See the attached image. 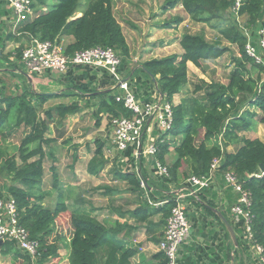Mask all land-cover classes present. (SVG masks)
I'll list each match as a JSON object with an SVG mask.
<instances>
[{
	"label": "trees",
	"instance_id": "1",
	"mask_svg": "<svg viewBox=\"0 0 264 264\" xmlns=\"http://www.w3.org/2000/svg\"><path fill=\"white\" fill-rule=\"evenodd\" d=\"M117 1L124 0H86L84 9L80 10L82 15L77 16L82 0H32L37 14L21 22L10 36H20L18 40L24 42L34 37L57 44L65 37L72 36L73 40L63 45L68 55L97 46L113 47L122 56L121 69L126 68L132 76V70L127 68L130 47L122 25L114 14ZM263 1L244 0L239 11L241 16L247 18L245 26L255 32L264 15ZM234 3L235 0H167L166 10L182 4L194 22L217 28L220 36L210 41L204 33L186 32L180 38L181 54L146 60L138 69L149 78L150 74L154 75L159 92L173 103L174 127L164 134V141L159 142L156 155L159 161L166 164L165 156L170 152L169 148L174 147V160L167 164L169 182L180 187L183 180L191 175L206 176L214 159L221 158L219 171H234L243 186L252 193L253 232L256 242L264 246V174L259 170V165L264 163V141L241 135L259 123L264 124V65L256 63L247 55V36L233 11ZM182 21V17H174L164 26L172 27ZM224 39L236 44L241 54L234 58L236 66L228 73V81L209 82L201 79L181 102L175 103V95L181 93L190 81L188 62L205 72L208 61L217 60L230 51L231 47L224 43ZM24 48L23 43L18 47L20 58ZM73 90L61 95H71L74 98L71 102L49 108H45V104L60 95L28 90L23 94L5 92L0 99V173L6 180L4 186L0 185V197L13 196L16 199L20 222L29 229L32 238L40 241V254L36 262L12 240L3 241L0 254L11 256L14 264H58L61 257L58 235L54 237V234L56 228L69 217L74 228L69 242L70 264H99V257L103 258L102 264H132L131 258L137 252L136 248L118 238V229H109L85 209H71L63 191L57 196L54 207L43 204L49 194L42 190L47 156L45 145L58 140V136L48 137L51 125L64 126L67 117L86 108H93L95 125L99 128L104 117L111 123L113 117L131 115L123 103L116 101V94L110 96V101L105 97L113 89L99 91L86 81L76 85ZM12 136L19 139L13 153L4 149V143ZM179 136L180 142L176 143ZM105 140L96 141L95 156L88 164L91 174H99L106 162L103 152ZM231 146L236 149L231 151ZM140 160V163L144 162L142 158ZM51 170L53 190H56V167L52 166ZM119 176L128 182L132 192L143 198L145 190L136 172L127 171ZM141 177L145 180L149 194L146 171L142 168ZM149 196L150 200L158 199L152 191ZM173 204L172 198L162 209L164 217L169 216ZM142 205V208L133 211L140 220L141 214H153L149 199H144ZM238 243V247L248 253L240 238ZM155 259L158 264H169L162 251L156 253Z\"/></svg>",
	"mask_w": 264,
	"mask_h": 264
},
{
	"label": "crops",
	"instance_id": "2",
	"mask_svg": "<svg viewBox=\"0 0 264 264\" xmlns=\"http://www.w3.org/2000/svg\"><path fill=\"white\" fill-rule=\"evenodd\" d=\"M166 3L167 0H124L117 1L114 4V14L122 25L127 43L130 47L129 61L135 64L132 77L127 75V78L130 77L132 89L139 97H142V99H150L154 95L155 83L144 73L138 72L137 70L136 72L134 71L141 67L142 62L160 56V54H158L155 57H149L150 52H152L151 47L154 45L152 43L164 41V43H160L159 45L155 43V46H157L156 51L165 54L162 56L173 53L181 54L183 49L180 45V38L183 34L179 36L174 34L176 29L173 27L180 26L187 21L194 22L185 11L182 4H178L174 8L166 10ZM83 7L84 6H81V10ZM177 9L179 13H177ZM37 12L38 11L35 9V14H37ZM80 15H82V12L79 9L77 16ZM178 16L183 18L182 22L174 24L172 27L164 26L165 22ZM13 17L14 14L12 9L4 0H0L1 94L8 91L17 93L29 90L33 93L45 92L60 95L57 98L49 100H54L52 105L48 106L49 101L45 104L44 107L46 108L47 106V108H49L59 103L71 102L72 100L65 101V99L73 98L71 95H61L73 92L76 85L86 81L97 87L99 91L113 89L116 90L114 94L122 92L119 89L112 88V80L108 72L90 66H71L63 73L45 71L41 74H29L22 63V58L19 56L18 47H20L22 43L26 46L30 41H19L18 39L20 36H10L11 31L14 33L15 29L18 27L15 28ZM156 35H160L161 37L155 40ZM72 40V36H67L60 44L62 46L67 45ZM136 42L139 43L138 48L134 45ZM141 42L146 43L142 48ZM156 51H154V53ZM129 66H127V68L131 70ZM188 67L190 71L194 70L196 66L189 61ZM124 73L128 74L126 68L124 69ZM134 73L136 75H134ZM8 80H10V82ZM4 81H8V88ZM187 86L181 93L175 95V103L181 102L183 97L192 91L191 88L187 89ZM83 102L84 101H82V103ZM88 109L89 108H86L82 112ZM90 110L92 111L93 108ZM80 113L67 117L65 123L72 118L78 120ZM258 125L264 124L259 123ZM62 127L64 129L66 128L65 125H51V130L48 134V137L58 136V140L50 145H45L47 156L44 161L45 179L43 181L42 190L49 193V196H54L55 189L50 190L48 187H44V185L48 178L52 181L54 180L51 168L55 166L58 174L57 185L59 193L63 191L65 201L71 209H85L92 216H95L99 221L104 223L109 229H118V238L129 244L128 246L136 248L137 250L136 254L131 258L132 264H158L155 255L160 252L158 243L164 235L167 219L162 212L167 202L160 201H164L163 199H172L175 193H177L176 191L183 187L186 180H183L182 186L175 187V184L169 182L168 178L159 177L155 174V159H146L142 157L144 162L141 163L140 167L146 171L148 190H150L148 195L144 192L142 198L139 194L132 192L126 180L118 178L120 174L133 170V166L139 165L132 155V149L116 151L112 145H109L111 142L109 138H106L107 141L102 137L97 138L106 141V146L103 150L104 155L106 151L107 153L113 151L111 159L115 158L116 163H108L104 172L101 173L102 170L100 171V176L99 174H91L88 171V164L95 156L97 139H90L92 140V144H95V147L88 146L87 144L75 147L78 151H71L72 157H70L69 160L67 159L66 162L65 155L61 154L62 152L58 150L63 149V151L67 152L69 148V145L66 144V142H68V128L66 131L60 130ZM251 132L252 131L244 132V135L248 138H259L263 140L260 135H250ZM59 133H61V136H59ZM241 135L243 134L241 133ZM87 138L92 137L88 136ZM180 139L181 136L177 137L176 143H179ZM18 143V137L12 136L4 143L6 146H4V149H8L7 152H11L13 149L15 150ZM230 149L234 151L236 148L231 146ZM169 150L170 152L165 156L166 165L174 160V147L171 146ZM83 160H86V162ZM83 163H86V165L83 166ZM100 178L101 180H99ZM102 188L106 189L105 193H102ZM151 191L156 194L157 200H150L151 197L149 195ZM186 193L189 192L186 190ZM48 195H46L43 201L44 205L47 204L46 199L49 197ZM57 196L58 194L55 198L56 202L58 199ZM144 199L145 201L149 199V203L153 201L154 203L159 202V204L154 205L150 203L152 206L150 209L153 214L147 213L144 214L145 216L141 214L140 220L139 215L135 216L133 211L140 207L142 208V201ZM102 200L106 202L105 212L107 214V219L105 220H102L99 212L101 209L98 207L101 205L100 202ZM236 200L237 193L226 185L223 173L220 171L218 172L216 180L212 182L210 187L198 193L197 196H187V213L191 223V231L188 240L180 249L179 264L254 263L249 247L243 238L241 223L235 220L230 210L231 205L234 204ZM50 207H52V205H50ZM209 207L219 210L229 220L236 232L238 240L240 238L245 243L244 246L247 248L248 253L243 251L241 247L239 248L236 246L224 221ZM73 233L74 228L71 226L70 217L64 221L63 225L56 228L54 237L58 235L59 255L61 257L59 264H70L69 242ZM65 235H67V237L64 240ZM238 245L240 244L238 243ZM232 256L235 259V263L232 262ZM99 260V264H102L103 258L99 257ZM0 264H14V261L11 256L0 254Z\"/></svg>",
	"mask_w": 264,
	"mask_h": 264
},
{
	"label": "built area",
	"instance_id": "3",
	"mask_svg": "<svg viewBox=\"0 0 264 264\" xmlns=\"http://www.w3.org/2000/svg\"><path fill=\"white\" fill-rule=\"evenodd\" d=\"M4 1L13 11L15 28L21 22L36 15L32 0ZM243 2L244 0H235L233 11L247 36L246 52L256 63L264 65V15L256 32L241 24L239 11ZM22 63L31 75L45 71L63 73L71 66H90L108 72L112 80V88L122 91L116 94V101L123 103L131 113L111 119L113 148L116 151L132 149V155L136 160L142 157L155 159V174L169 178L168 166L159 161L156 155L159 142L164 141V134L169 133L174 127L173 103L164 98L156 84L154 95L150 99H141L131 87L132 76L127 78V74L121 69L122 56L113 47L97 46L68 55L61 44L33 37L23 50ZM112 152L110 151V156ZM220 164L221 158L214 159L208 175H191L186 179L183 187L176 191L173 197L174 204L167 217L164 236L158 243L160 251L166 255L169 264H179L180 249L190 236L191 223L187 213V196H197L210 187L217 178ZM130 171L139 175L141 186L148 195L145 180L141 177V167ZM223 177L226 185L237 193V200L231 205L230 210L235 220L241 223L243 238L249 247L253 264H264V246L256 242L253 232L252 193L243 186L234 171L224 172ZM186 190L189 193H186ZM150 203L159 204L153 201ZM20 221L16 199L13 196L0 197V240H12L24 254L36 262L40 254V241L32 238L29 229Z\"/></svg>",
	"mask_w": 264,
	"mask_h": 264
},
{
	"label": "rangeland",
	"instance_id": "4",
	"mask_svg": "<svg viewBox=\"0 0 264 264\" xmlns=\"http://www.w3.org/2000/svg\"><path fill=\"white\" fill-rule=\"evenodd\" d=\"M85 5H86V0H82V6L85 7ZM84 7H83V9H84ZM80 10H81V7H80ZM177 13H179L178 9H177ZM246 20H247L246 16H241L240 19H239L240 23L244 24V25L247 23ZM173 28L176 29L174 34H177V36L182 35V34H184L186 32L204 33L206 35L207 39L210 40V41L216 40L220 36V33H219L217 28H213L211 25L205 24V23H199V22L194 23V22H191V21H187L185 23H182L180 26L179 25L177 27L174 26ZM158 37H161V36L160 35H156L155 36V40ZM155 43L157 45H159L160 43H164V41H162V42H153L152 43L154 45H153V47H151V51L152 52H150L149 57H155L158 54H160L159 58H161V56L165 55V54L164 53H160L159 51H156V47L157 46H155L156 45ZM224 43L231 47L230 51L227 52L225 55H223L222 57H220L217 60L208 61L206 66H205L206 67V71L205 72H203L202 70H200V69H198L196 67L194 68V70H190L189 71L190 72L189 73V80H190L189 82H190V84L187 86V89L191 88L193 90L195 85L200 83L201 79H205L206 81H209V82L211 80H216V81H220V82H223V83H226L228 81V78H227L228 73L231 71V69H234L235 66H236L235 65L236 61H235L234 58L235 57H240L241 54H240V51H239V47L236 44H230V42H228L225 39H224ZM145 44H146L145 42H141V48ZM134 45H135L136 48H138L139 43L136 42V43H134ZM154 51H156V52L154 53ZM162 57H164V56H162ZM127 64L130 65L129 67L133 71V69L135 68V64L131 63L130 61ZM248 67H249V63H248ZM136 70L138 72H141V71H139V69H135V72H136ZM127 75L129 76V73ZM134 75H136V74L134 73ZM254 76H256V74ZM8 81L10 82V80H8ZM8 81H6V82L4 81L6 83V85H7V88L9 87ZM8 92L9 93H15L13 91L12 92L8 91ZM24 92L25 91H23L21 94H23ZM115 92H116V90H111L110 92H107L108 94L105 97L110 101V96L114 95ZM17 93H19V92H17ZM73 99L74 98H71V99L69 98V99H65V101H71ZM141 99H142V97H141ZM53 101L54 100L49 101L48 102L49 103L48 106L52 105L54 103ZM46 108H47V106H46ZM95 122H96V117L94 116L92 111L90 109H88L87 111L81 112L79 114L78 120H76L75 118L67 120V122L65 123V127H66L65 129L63 127L60 128V130H65V131L68 128L67 132L69 133L68 136H67V141L68 142H66V144L69 145V148L67 149V152L63 151V149L62 150L58 149L59 151L62 152L61 154L65 155L66 162H67V159L69 160V158L72 157L71 151H74V150L77 149L75 147H77V146L80 147L81 145H84V144H87L88 146L95 147V144H92V142H91L92 140H90V139H93V138L97 139L99 137H102L104 139H106V138L108 139L109 138V141H111L109 145L110 146L112 145V139L110 138L111 135H112V126L110 124V120L107 119V117H104L100 128L95 125ZM250 131H252L250 133V135H253V136L260 135L262 137L263 141H264V125H258L257 124ZM242 134L244 135V132H242ZM88 136L92 137V138H87ZM16 140H17V138H16ZM58 147H61V146H58ZM13 151H14V149L11 152L13 153ZM76 151H78V150H76ZM109 153H107V151H106V154L104 155V160L106 162L102 166L103 168H102L101 173L104 172V170L106 168V165L108 163H111V162H113L114 164L116 163L115 158L111 159V156L109 155ZM106 155H107V157H106ZM144 158H146V157H144ZM1 161L2 160L0 158V168H1ZM83 161L86 162V160H83ZM71 162H72V160H71ZM137 163H139V165L133 166L134 170L136 168H140V165H141L140 159L137 160ZM85 165H86V163H83V166H85ZM100 174H99V176H100ZM46 179H47V177H46ZM99 180H101V178ZM5 183H6V180L3 179V177L1 176V173H0V185L4 186ZM44 187H48L50 190H52L54 188L53 181L50 178H48L47 181H46V184L44 185ZM99 187H102V186H99ZM99 187H97V188L100 189ZM101 190H102V193L106 192L105 188H102ZM57 194L59 195V190L58 189L55 190L54 196H51V195L49 196L48 195L49 197L46 199V203H47L46 206L47 205L49 207H50V205H52V207L55 206V204H56L55 203L56 202L55 198H56ZM105 203L106 202L104 200H102L100 202L101 205L98 206L101 209V211H99V212H100L102 220L107 219V214L105 212V210H106ZM61 237H63V236H61ZM66 237H67V235L64 236V240H65Z\"/></svg>",
	"mask_w": 264,
	"mask_h": 264
},
{
	"label": "water",
	"instance_id": "5",
	"mask_svg": "<svg viewBox=\"0 0 264 264\" xmlns=\"http://www.w3.org/2000/svg\"><path fill=\"white\" fill-rule=\"evenodd\" d=\"M150 76L153 79L154 83L157 84V78L154 75H152V74H150ZM259 170L264 174V163H261L259 165ZM212 210L214 212H216L218 214V216L224 221V223H225V225H226V227H227V229H228L233 241L236 243V246H238V239H237L236 232L233 229V227H232L231 223L229 222V220L219 210H217L215 208H212ZM1 243H3L2 240H0V245H1ZM232 262L235 263V259H234L233 256H232Z\"/></svg>",
	"mask_w": 264,
	"mask_h": 264
}]
</instances>
